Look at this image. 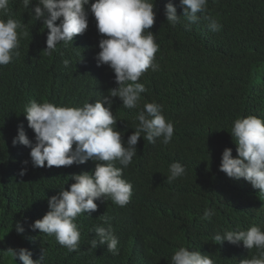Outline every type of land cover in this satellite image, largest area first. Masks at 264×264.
Segmentation results:
<instances>
[{
    "label": "trees",
    "instance_id": "obj_1",
    "mask_svg": "<svg viewBox=\"0 0 264 264\" xmlns=\"http://www.w3.org/2000/svg\"><path fill=\"white\" fill-rule=\"evenodd\" d=\"M153 2L156 17L148 31L159 45L154 61L159 70L149 68L140 77L138 82L147 91L141 93L139 108L126 109L115 97L112 112L116 130L126 141L139 123L138 112L145 103L155 102L173 123L174 135L164 145L162 138L149 143L142 134L132 163L123 168L114 162L132 185L131 200L124 207L111 198L98 200L91 216L79 215L75 223L81 232L80 249L73 252L54 235L29 225L47 213L51 196L70 188L75 182L72 174L91 173L97 162L33 167L30 147L12 141L22 125L35 143L23 113L26 104L82 107L95 103L118 87L115 73L107 65L97 66L102 35L91 12L85 33L75 36L73 43L58 44L51 56L44 50L49 30L34 16L37 0L29 8L22 0H9L8 12L0 13V19H15L23 25L18 33H27L20 36L19 57L0 65V264H22L9 251L19 248L31 251L33 260L43 250V264H171V256L182 246L200 251L215 264H241L260 257L256 248L248 250L242 242L216 243L214 237L224 230L251 226L264 231V193L243 178L233 180L219 170L224 148L237 156L230 134L234 121L249 115L264 119V0H208L206 12L198 13L199 22L190 28L183 22L172 26L166 20L169 2L182 15L180 0ZM204 16L222 27L210 31ZM65 59L70 61L67 68ZM172 162L184 165L186 175L169 183L166 177ZM23 167L27 172L20 176ZM205 209L214 211L210 220L203 219ZM101 215L110 218L119 240L118 255L107 252L106 244L90 247L97 238L94 227H107ZM17 222L24 227L23 234L16 232Z\"/></svg>",
    "mask_w": 264,
    "mask_h": 264
},
{
    "label": "clouds",
    "instance_id": "obj_2",
    "mask_svg": "<svg viewBox=\"0 0 264 264\" xmlns=\"http://www.w3.org/2000/svg\"><path fill=\"white\" fill-rule=\"evenodd\" d=\"M29 8L32 0H22ZM9 0H0V13H7ZM153 0H37L34 9L36 20H41L49 30L46 39V54L51 56L57 51V45L73 43L74 37L82 35L88 28L89 12L96 20V28L102 38L99 40L100 51L96 55L97 66L107 65L115 73L118 87L111 88L110 94L95 103H85L82 107L57 106L50 102L32 101L24 106L28 127L35 133V143L29 139L23 126H18V135L13 138V145L20 143L30 147L33 167L71 166L96 161L94 170L72 174L75 182L70 188L64 187L48 199L49 210L41 218L29 225L32 230L54 235L56 241L69 252L80 249L81 232L75 223L76 218L98 209L96 201L108 198L120 207L126 206L132 197V185L122 178L123 168H127L137 155V143L143 134L144 140L155 143L162 138L164 145L172 141L174 125L162 114V106L155 102L145 103L136 115L138 125L125 141L121 132L116 130L117 119L112 112L113 99L119 97L126 109L139 108L141 93L147 91L140 77L151 68L158 71L155 54L159 45L154 35L148 31L155 22ZM182 15H177L176 6L169 2L165 5L166 20L175 26L184 23L185 28L199 22L198 13L207 10L208 0H180ZM183 17V21L181 20ZM210 31H218L222 26L210 16ZM59 21V23H57ZM23 25L15 19H0V65H7L13 57H19L20 36ZM68 59L63 60L65 68ZM107 104V106H105ZM237 144V156L232 149L224 148L219 170L233 180L243 178L254 189L264 193V119L254 115L238 118L234 121L231 132ZM73 145L75 147L73 148ZM118 161L123 168L115 166ZM28 161L23 164L27 165ZM27 167L20 170L23 176ZM186 175V167L180 162L169 165L166 180L171 183ZM214 211L205 209L203 219L210 220ZM103 224L94 227L95 237L90 241L92 249L99 245L107 246V252L119 254V240L115 236L110 218L101 215ZM18 234L24 233L21 222L15 224ZM214 241H227L251 250L256 248L260 257L241 261V264H264V231L258 226L247 230H224L218 232ZM14 259L22 264H43L44 252L39 259L33 260L32 253L26 248L9 249ZM171 264H215L214 260L200 251H190L180 247L171 256Z\"/></svg>",
    "mask_w": 264,
    "mask_h": 264
}]
</instances>
